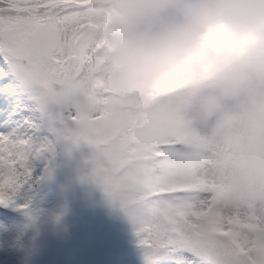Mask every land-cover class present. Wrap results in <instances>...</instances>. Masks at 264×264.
Instances as JSON below:
<instances>
[{"label": "snow or ice", "instance_id": "1", "mask_svg": "<svg viewBox=\"0 0 264 264\" xmlns=\"http://www.w3.org/2000/svg\"><path fill=\"white\" fill-rule=\"evenodd\" d=\"M97 26L88 0H0V90L17 96L19 89L28 100L10 101L0 114L16 129L0 133V207L27 209L17 200L39 179L35 166L46 175L57 143H84L91 150L84 178L136 229L144 264H264V193L232 210L218 208L216 185L205 175L215 148L190 151L194 139L179 136L109 149L115 141L131 143L128 127L161 94L160 85L123 94L95 79L71 103L57 98L98 62L105 42L90 39ZM186 157L190 166L177 163Z\"/></svg>", "mask_w": 264, "mask_h": 264}, {"label": "clouds", "instance_id": "2", "mask_svg": "<svg viewBox=\"0 0 264 264\" xmlns=\"http://www.w3.org/2000/svg\"><path fill=\"white\" fill-rule=\"evenodd\" d=\"M88 6L98 25L90 39L104 47L57 98L71 103L95 79L123 94L160 85L161 94L129 125L131 143L115 141L109 149L193 138L190 151L217 150L205 172L216 185V206L254 202L264 193V0H88Z\"/></svg>", "mask_w": 264, "mask_h": 264}, {"label": "rangeland", "instance_id": "3", "mask_svg": "<svg viewBox=\"0 0 264 264\" xmlns=\"http://www.w3.org/2000/svg\"><path fill=\"white\" fill-rule=\"evenodd\" d=\"M4 66L0 57V67ZM0 94L8 104L28 103L19 89L18 100L6 91ZM0 121V133L16 130ZM90 152L84 143L75 146L70 140L60 141L49 173L43 174L36 165L33 175L39 179L26 198L22 195L17 200L18 204L27 201V209L0 207V264H144L138 237L133 241L136 229L119 206L84 178L90 170ZM74 237H78L76 242ZM71 249H75L73 261Z\"/></svg>", "mask_w": 264, "mask_h": 264}, {"label": "bare ground", "instance_id": "4", "mask_svg": "<svg viewBox=\"0 0 264 264\" xmlns=\"http://www.w3.org/2000/svg\"><path fill=\"white\" fill-rule=\"evenodd\" d=\"M2 94V93H1ZM0 94V95H1ZM3 95V94H2ZM6 97V96H5ZM5 97L3 98V97H1L0 96V105L2 106V107H0V112L2 113L3 112V110L4 109H2V108H5L6 106L7 107H9L10 105V103L8 104V101L5 99ZM10 102V101H9ZM3 114V113H2ZM0 122H2V121H0ZM3 124V123H2Z\"/></svg>", "mask_w": 264, "mask_h": 264}, {"label": "water", "instance_id": "5", "mask_svg": "<svg viewBox=\"0 0 264 264\" xmlns=\"http://www.w3.org/2000/svg\"><path fill=\"white\" fill-rule=\"evenodd\" d=\"M77 240H78V237H74V238H73V242H76ZM74 252H75V249H72L71 252L69 253V259H70L71 261H73L74 258H75V256H74Z\"/></svg>", "mask_w": 264, "mask_h": 264}, {"label": "trees", "instance_id": "6", "mask_svg": "<svg viewBox=\"0 0 264 264\" xmlns=\"http://www.w3.org/2000/svg\"><path fill=\"white\" fill-rule=\"evenodd\" d=\"M133 241L137 242L136 234H133ZM134 259V258H133ZM135 260V259H134ZM138 264H142L141 262L137 261Z\"/></svg>", "mask_w": 264, "mask_h": 264}]
</instances>
